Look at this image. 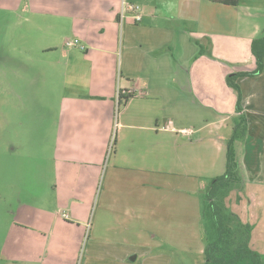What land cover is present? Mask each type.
Listing matches in <instances>:
<instances>
[{"label":"crops","instance_id":"crops-1","mask_svg":"<svg viewBox=\"0 0 264 264\" xmlns=\"http://www.w3.org/2000/svg\"><path fill=\"white\" fill-rule=\"evenodd\" d=\"M123 3L141 7L140 23L121 19ZM10 12L48 58L57 102L34 246L1 264H172L170 251L192 245L204 254L197 193L226 172L243 116L234 147L248 212L235 213L264 255V73L237 80L241 111L227 84L257 67L264 0H0ZM123 91L135 93L125 105Z\"/></svg>","mask_w":264,"mask_h":264},{"label":"rangeland","instance_id":"rangeland-1","mask_svg":"<svg viewBox=\"0 0 264 264\" xmlns=\"http://www.w3.org/2000/svg\"><path fill=\"white\" fill-rule=\"evenodd\" d=\"M29 26L16 12L0 14V260L6 254L17 257L33 248V236L27 232L34 233L36 228L35 196L37 192L43 194L45 188L39 184L43 179L42 169L49 175L46 169L49 162L45 158L50 155L57 101L49 91L48 58L35 47L38 44L32 41ZM38 165L41 169L35 174ZM239 172L241 183L218 196V204L226 214L235 213L237 205L243 203L248 212V199L240 188L245 172L241 168ZM212 181H206L207 187ZM207 187L197 193L202 202L199 229L204 243L206 238L212 240L213 231V219L204 217ZM100 191L101 187H97L95 202ZM230 224L236 229L235 222ZM193 246L188 251H170L172 264H206L204 254ZM262 259L264 264V255Z\"/></svg>","mask_w":264,"mask_h":264},{"label":"trees","instance_id":"trees-1","mask_svg":"<svg viewBox=\"0 0 264 264\" xmlns=\"http://www.w3.org/2000/svg\"><path fill=\"white\" fill-rule=\"evenodd\" d=\"M216 3L237 6L238 0H211ZM252 54L256 60V69L253 72L236 73L227 78V84L237 94V111H241L242 91L237 80L241 77H252L264 73V34L255 38L251 45ZM135 97L134 92L123 91L120 94V104H127ZM247 119L240 118L235 127V133L228 142L226 172L213 179L205 192L204 217L213 219L212 240L206 238V264H263L262 257L251 249L250 240L252 226L244 224L236 213L226 214L224 208L218 204V196L233 185L241 183L240 164L236 157L234 143L245 136ZM236 223V229L230 223Z\"/></svg>","mask_w":264,"mask_h":264},{"label":"built area","instance_id":"built-area-1","mask_svg":"<svg viewBox=\"0 0 264 264\" xmlns=\"http://www.w3.org/2000/svg\"><path fill=\"white\" fill-rule=\"evenodd\" d=\"M132 13L134 16V19L136 23H140L142 20V14H141V7L138 5L134 4H124L122 6V9L120 11V17L121 19H125L128 14ZM68 46H79L81 49H84L83 47L80 46L79 41L75 40L74 42L69 41L67 43ZM180 133L186 135V136H191L194 131L192 129H184L181 130ZM67 214H63V218H67Z\"/></svg>","mask_w":264,"mask_h":264}]
</instances>
